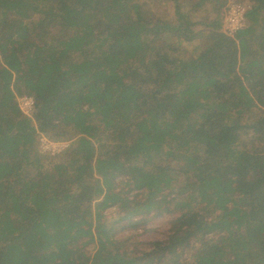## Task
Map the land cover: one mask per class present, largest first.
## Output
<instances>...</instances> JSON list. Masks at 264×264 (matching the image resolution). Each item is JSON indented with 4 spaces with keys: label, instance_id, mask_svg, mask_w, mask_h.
I'll return each instance as SVG.
<instances>
[{
    "label": "trees",
    "instance_id": "trees-1",
    "mask_svg": "<svg viewBox=\"0 0 264 264\" xmlns=\"http://www.w3.org/2000/svg\"><path fill=\"white\" fill-rule=\"evenodd\" d=\"M158 1L0 0V264H264V0L232 34ZM152 210L165 239L118 236Z\"/></svg>",
    "mask_w": 264,
    "mask_h": 264
},
{
    "label": "rangeland",
    "instance_id": "rangeland-1",
    "mask_svg": "<svg viewBox=\"0 0 264 264\" xmlns=\"http://www.w3.org/2000/svg\"><path fill=\"white\" fill-rule=\"evenodd\" d=\"M143 1V0H142ZM158 3L156 6L152 8V11H149L151 16H160L163 20H169L173 16V9L167 7L170 4L163 2L159 3L158 0H154ZM249 7L247 0H218L215 3L210 4L206 11H209L210 19L214 15H219V19L221 20V29L228 33L232 34L237 29L246 25V17L244 11ZM173 8V7H172ZM173 10V11H172ZM212 14V16H211ZM199 14V16H202ZM198 17L196 21H198ZM209 19V20H210ZM206 20L203 24H195L191 26L189 29V34L191 35V40L189 42L184 41V45L187 49L194 48L196 51L205 50L211 44L212 33L208 30V22ZM196 23V22H195ZM25 96L18 97V105L21 111L25 114L29 113L31 108L27 102ZM105 146H109L112 144L110 141H103ZM68 142H59L58 140L48 139L46 136H41L39 139V148L41 151L49 154H53L54 152H58L66 147ZM98 148V146L96 145ZM179 185L182 181V177L180 176L178 180H175ZM173 185L175 182L173 181ZM117 209L115 207H110L105 210V215L108 219H113L117 214ZM170 215L166 214H157L156 210H152L148 213H144V215H138L135 219L139 220V223L134 228H122L118 233V236L121 238H128V243L137 242L148 243L154 240H163L166 238L169 229V220ZM125 222L122 221V225ZM123 227V226H122ZM147 246V245H146Z\"/></svg>",
    "mask_w": 264,
    "mask_h": 264
},
{
    "label": "built area",
    "instance_id": "built-area-1",
    "mask_svg": "<svg viewBox=\"0 0 264 264\" xmlns=\"http://www.w3.org/2000/svg\"><path fill=\"white\" fill-rule=\"evenodd\" d=\"M24 98L27 99V102H28V104H29V107L32 108V104H33L32 99L29 98V97H24Z\"/></svg>",
    "mask_w": 264,
    "mask_h": 264
}]
</instances>
